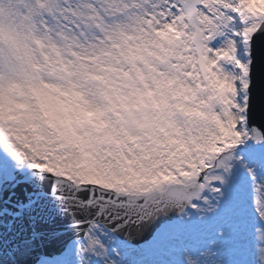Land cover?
I'll list each match as a JSON object with an SVG mask.
<instances>
[{
  "label": "snow or ice",
  "instance_id": "snow-or-ice-1",
  "mask_svg": "<svg viewBox=\"0 0 264 264\" xmlns=\"http://www.w3.org/2000/svg\"><path fill=\"white\" fill-rule=\"evenodd\" d=\"M0 264H264V0H0Z\"/></svg>",
  "mask_w": 264,
  "mask_h": 264
}]
</instances>
